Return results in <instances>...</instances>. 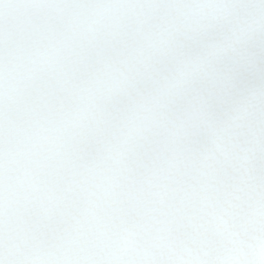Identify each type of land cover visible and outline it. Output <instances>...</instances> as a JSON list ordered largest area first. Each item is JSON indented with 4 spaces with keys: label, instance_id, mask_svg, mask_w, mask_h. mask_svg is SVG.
Segmentation results:
<instances>
[{
    "label": "snow or ice",
    "instance_id": "obj_1",
    "mask_svg": "<svg viewBox=\"0 0 264 264\" xmlns=\"http://www.w3.org/2000/svg\"><path fill=\"white\" fill-rule=\"evenodd\" d=\"M0 264H264V0H0Z\"/></svg>",
    "mask_w": 264,
    "mask_h": 264
}]
</instances>
